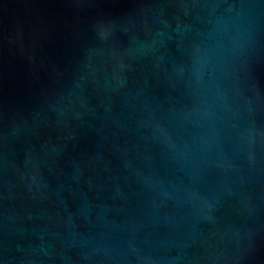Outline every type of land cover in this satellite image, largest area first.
Segmentation results:
<instances>
[{
	"label": "water",
	"instance_id": "obj_1",
	"mask_svg": "<svg viewBox=\"0 0 264 264\" xmlns=\"http://www.w3.org/2000/svg\"><path fill=\"white\" fill-rule=\"evenodd\" d=\"M0 264H264V0H0Z\"/></svg>",
	"mask_w": 264,
	"mask_h": 264
}]
</instances>
